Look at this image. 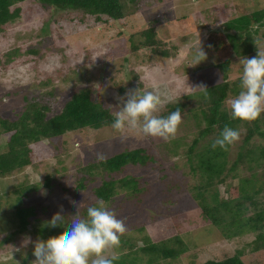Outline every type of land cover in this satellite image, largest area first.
Segmentation results:
<instances>
[{"label":"rangeland","instance_id":"obj_1","mask_svg":"<svg viewBox=\"0 0 264 264\" xmlns=\"http://www.w3.org/2000/svg\"><path fill=\"white\" fill-rule=\"evenodd\" d=\"M128 1L130 6L125 18L106 22L78 10L54 12L26 0L18 3L21 15L6 24V30L0 31V116L15 119L25 111L29 101L43 96H47L43 101L54 109L49 115H54L74 92L88 86L92 87L95 100L110 107L112 112L122 107L117 96L124 97L129 90L139 88L151 90L154 84L162 95L171 96L174 101L166 102L158 115L162 116L169 104H184L182 123L174 138L163 140L129 130L122 140V134L112 127L77 130L59 139L44 140L55 156L40 152L43 162L0 178V264H32L36 259L34 243L25 242L46 241L56 236L50 232L49 237L41 236L40 226H45L57 213L64 216L65 224L70 223L71 216L78 211L73 201L81 203L78 214L86 217L87 208L102 201L93 188L105 178L125 175L138 178L142 190L137 195L122 191L111 201H103L126 224L127 231L120 239L127 238L136 244L130 248V243L120 241L119 248L114 250L119 257L129 253L128 258L134 264H198L223 259L245 248V262L254 261L249 245L256 237L254 231L228 234L200 215L199 199L194 194L201 174L192 170L187 151L198 131L190 109L198 106L196 94L201 90L194 87L222 82L224 75L216 68L218 56L207 55V60L200 64L189 65L193 45L202 42L212 30H222L226 21L264 9V0ZM153 20H158V38L172 54L168 57L141 45V29L150 26ZM260 43L264 44V39ZM133 44L138 49L134 50ZM256 55L257 47L246 56L233 52L228 79L241 81L240 59ZM241 140L242 136L228 149L230 162L237 158ZM5 145L6 136L0 131V151ZM263 146L264 138L259 135L250 144L257 153ZM138 147L147 148L154 160L147 165H128L121 172L104 176L80 169L98 161L101 154L108 157ZM253 173L255 177L262 174L257 161L240 165L233 171L234 177L218 185L220 197L229 196L228 184L236 185ZM82 179L86 187L79 186ZM19 184L29 186L25 194L15 192ZM214 191L212 188L209 193ZM19 207L31 208L35 213L24 232L6 241L12 231H20ZM58 227L61 233L66 228ZM148 236L153 241L182 238L184 252L176 258L151 262L149 255L137 248L143 246Z\"/></svg>","mask_w":264,"mask_h":264},{"label":"trees","instance_id":"obj_2","mask_svg":"<svg viewBox=\"0 0 264 264\" xmlns=\"http://www.w3.org/2000/svg\"><path fill=\"white\" fill-rule=\"evenodd\" d=\"M24 1L26 0H0V31L6 30V24L21 15L22 8L18 3ZM33 1L54 12L78 10L83 14L96 16L97 21L106 22L125 18L130 6L128 0ZM131 1L137 2V0ZM157 23L158 20H153L150 26L141 29L140 33L143 36L141 45L149 46L154 53L168 57L172 54L167 49L166 43L158 38ZM262 28H264V9L239 15L226 21L222 30H212L201 42L207 55L219 57L220 61L216 63V68L223 73L224 80L206 86V89H201L196 94L198 106L191 108L190 111L195 118L198 131L187 150L192 170L201 174V180L196 188L197 192L194 194L195 198L199 199L200 215L212 224L227 230L228 234L254 231L256 237L249 244L251 257L254 259L252 264L264 262V146L260 148L259 153L250 147L251 141L257 135L264 138V113L252 122L231 118L227 101L241 91V81H230L227 73L230 69L231 54L233 52L239 56L251 54L257 47L254 40L260 42L264 39V32L261 33ZM259 34L262 37H259ZM133 49H138V45L133 44ZM46 97H38L29 101L25 111L15 119L0 116V131L6 136V145L0 151V178L23 170L29 165L43 162L44 153L55 156L53 149L50 150L44 140L59 139L69 132L87 128L111 127L114 121L111 108L95 100L93 89L90 86L74 92L62 110L54 115H49L54 109L50 103L43 101ZM177 108L182 111L184 104H169L162 116L166 117ZM225 125L238 130L242 136L237 158L232 162L228 159V150L212 147ZM57 156L60 158L59 155ZM151 160H154V157L149 150L145 147H138L104 157L103 160L90 162L80 169L91 175H94L92 173L95 171L100 172L104 176L121 172L128 165H147ZM252 160L257 161L262 174L255 177L253 173L251 177L241 178L236 185L228 184L229 196L220 197L218 185L227 183L229 177L235 176L233 171ZM59 161H62V158ZM79 186H87L85 179H82ZM28 187L26 184H19L15 192L25 194ZM212 188L215 191L209 193ZM93 190L99 200L107 202L122 191H126L129 195H137L142 188L138 178L125 175L105 178ZM34 213L35 211L31 208L19 207L17 215L20 219V231H12L5 240L11 241L17 233L24 232L31 222L30 216ZM66 230L67 228L63 229V232ZM38 232L43 237H49L48 232L55 235L61 234L59 227L49 229L47 226H40ZM120 241L130 243L127 238H122ZM129 247L134 248L136 244L130 243ZM184 247L185 243L182 238L153 241L148 236L143 246L137 248L149 255L151 262H157L160 259L178 257L184 252ZM244 255L245 248L238 249L223 259H209L198 264H247L243 258ZM128 256L129 253H126L113 264H134L135 262Z\"/></svg>","mask_w":264,"mask_h":264},{"label":"clouds","instance_id":"obj_3","mask_svg":"<svg viewBox=\"0 0 264 264\" xmlns=\"http://www.w3.org/2000/svg\"><path fill=\"white\" fill-rule=\"evenodd\" d=\"M257 46V55L251 58L243 57L239 64L242 66L240 74L241 91L234 98L227 101L232 119L252 122L264 113V44L254 40ZM192 61L189 66H196L207 60L201 40L192 46ZM143 77H141V81ZM194 88L206 89L200 85ZM205 95L207 93L205 92ZM122 107L112 113L114 121L111 127L123 135L129 130L142 132L145 136L169 140L182 123V114L179 108L166 117L158 115L166 102H174L171 96H164L154 84L151 90H129L124 97L117 96ZM240 139V132L225 125L220 135L212 144L213 149L219 147L225 151L230 145ZM103 160V155L97 157ZM71 216L70 223H64V216L57 213L45 226H64L66 231L52 236L46 241L30 239L25 243H34L33 255L36 259L32 264H113L119 259L114 251L120 246V237L127 231L123 220L109 210L103 201L96 206L87 208L86 217H81L79 209ZM19 251V249H16Z\"/></svg>","mask_w":264,"mask_h":264}]
</instances>
